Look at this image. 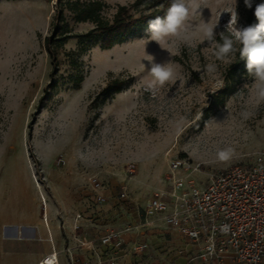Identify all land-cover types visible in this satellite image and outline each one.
I'll list each match as a JSON object with an SVG mask.
<instances>
[{
    "label": "rangeland",
    "instance_id": "rangeland-1",
    "mask_svg": "<svg viewBox=\"0 0 264 264\" xmlns=\"http://www.w3.org/2000/svg\"><path fill=\"white\" fill-rule=\"evenodd\" d=\"M103 1L109 5L104 15L110 16L116 4L132 0ZM188 2L186 23L192 27L187 39L184 34L169 37L161 48L150 42L148 34L110 49L92 44L81 51L73 37L60 49L58 67L51 75L44 37L50 31L55 1L0 0V206L4 210L18 209L47 232L55 223L62 238L72 232L76 238L93 239L97 246V237L142 216L152 193L165 187L171 159L184 160L181 174L203 184L211 172L249 163L264 152V98L254 94L251 76L242 77L207 110L225 86L229 64L216 59L215 45L203 38L199 28L204 22H219V41L230 19L228 9H236L238 24L247 26L244 0ZM68 20L75 33L92 26ZM149 54L176 70V83L166 84L155 96L145 90ZM210 63L217 64L215 73L206 70ZM77 76H82L78 85ZM113 77L126 80V86L101 102L98 93ZM228 147L234 149V156L227 162L216 161L218 151ZM93 177L102 183L100 190L92 187ZM77 180L79 190L88 191L87 206L70 198L66 206L62 200L73 192ZM121 186L126 187L124 196ZM99 194L104 201L97 199ZM75 222L82 225L71 229ZM31 237L29 262L47 244L38 235ZM158 249L155 264H175L178 248L172 239ZM162 254L167 256L165 262Z\"/></svg>",
    "mask_w": 264,
    "mask_h": 264
},
{
    "label": "built area",
    "instance_id": "built-area-1",
    "mask_svg": "<svg viewBox=\"0 0 264 264\" xmlns=\"http://www.w3.org/2000/svg\"><path fill=\"white\" fill-rule=\"evenodd\" d=\"M186 162L175 157L168 163L165 187L156 189L142 210L137 224L149 228L163 227L178 232L190 242L201 244L196 255L215 264H264V152L249 163L233 164L208 174L203 184H197L181 170ZM132 170V169H130ZM95 190L102 183L90 178ZM121 196L125 186H121ZM104 201L102 194L97 196ZM135 225L125 224L100 235L98 245L79 247L80 252L91 251L93 258H71L69 264H117L124 244V234ZM146 243L133 245V250L146 249ZM38 264H57V252L52 250Z\"/></svg>",
    "mask_w": 264,
    "mask_h": 264
},
{
    "label": "trees",
    "instance_id": "trees-1",
    "mask_svg": "<svg viewBox=\"0 0 264 264\" xmlns=\"http://www.w3.org/2000/svg\"><path fill=\"white\" fill-rule=\"evenodd\" d=\"M54 11L50 22V31L44 37V48L52 66L51 75L58 67L60 49L70 38L77 39L81 51L87 46L99 44L102 49H110L133 36H147L148 21L157 16L163 17L171 5L172 0H132L127 4H116L110 16L104 15L109 7L103 0H54ZM264 3V0H253V7L246 8V25L256 23L254 16L255 6ZM69 19L74 23L90 22L92 26L84 32H72ZM247 75L246 62L240 60L239 53L236 59L229 64L225 71V86L218 94L211 106L223 100L225 94L230 93L240 79ZM76 85L82 76L74 78ZM126 80L120 77L109 79L98 93L101 102H104L114 93L120 92L126 86Z\"/></svg>",
    "mask_w": 264,
    "mask_h": 264
},
{
    "label": "crops",
    "instance_id": "crops-1",
    "mask_svg": "<svg viewBox=\"0 0 264 264\" xmlns=\"http://www.w3.org/2000/svg\"><path fill=\"white\" fill-rule=\"evenodd\" d=\"M77 183L78 180L75 182L73 192L62 200L66 206L70 202L69 198L76 204L81 202L82 206L84 203L87 206L88 191L85 190V192L83 189L80 191L79 187L76 186ZM81 188H83V185H81ZM30 220L18 209L8 208L4 210L3 206H0V264H38L52 250L57 252V264H69L71 258L91 259L94 257V253L91 251H79V247L83 246L80 242L85 243L84 245L88 247L89 241H93V239L76 238L75 235H72V232L68 238H62L59 225L53 223L48 230L49 232H47L40 223ZM141 221L142 216L137 215L131 222L135 227L124 234V244L117 257L119 259L117 264H142V257L145 259V264H155V262H158L154 258L157 255L155 253L159 250L158 246L168 242V239H172L176 243V248H178L177 254H175L176 257L174 256L175 264H215L213 261L205 262L196 257L200 251L201 244L190 242L178 232L169 228L138 226L137 224ZM72 223H74L73 220L69 222L70 225ZM80 225L82 224L75 222L71 229L72 227L78 228ZM46 232L49 233L48 236ZM37 235L45 239L47 244L29 262L26 256L29 247H31L30 242L34 239L31 236ZM139 243H146V249L140 252L134 251L133 245ZM96 249L103 254L106 252L105 248L99 245L96 246ZM161 257L163 261L167 260L166 255L162 254ZM225 264L232 263L227 260Z\"/></svg>",
    "mask_w": 264,
    "mask_h": 264
},
{
    "label": "clouds",
    "instance_id": "clouds-1",
    "mask_svg": "<svg viewBox=\"0 0 264 264\" xmlns=\"http://www.w3.org/2000/svg\"><path fill=\"white\" fill-rule=\"evenodd\" d=\"M244 4L251 9L253 0H244ZM226 13L230 14V19L224 26V30L219 33V41H216V29L219 22L215 24L204 22L199 31L203 33L204 39L215 45L214 55L221 63H233L236 53H239L240 60L246 62L247 74L253 78L254 94L264 98V3L255 6L254 16L257 22L247 26L238 24L239 17L236 9H228ZM189 15L188 0H172L163 17L157 16L148 21L147 32L151 37L150 42H155L163 48L169 37H178L184 34V38L187 39L186 34L192 27L191 24L186 23ZM147 60L146 67L150 79L145 82L146 91H150L155 96L166 84L176 83V70L173 64L166 61L156 62L151 54ZM217 69L218 66L215 63L206 66L209 73H215ZM219 85L223 87V81H219ZM233 156L234 149L228 147L218 151L216 161L227 162Z\"/></svg>",
    "mask_w": 264,
    "mask_h": 264
}]
</instances>
